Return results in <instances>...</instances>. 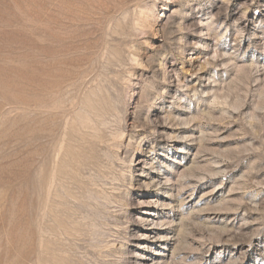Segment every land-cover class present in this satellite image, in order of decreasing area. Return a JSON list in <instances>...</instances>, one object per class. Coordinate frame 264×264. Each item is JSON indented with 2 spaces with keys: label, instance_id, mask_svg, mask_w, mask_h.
<instances>
[{
  "label": "rangeland",
  "instance_id": "374dc122",
  "mask_svg": "<svg viewBox=\"0 0 264 264\" xmlns=\"http://www.w3.org/2000/svg\"><path fill=\"white\" fill-rule=\"evenodd\" d=\"M0 264H264V0H0Z\"/></svg>",
  "mask_w": 264,
  "mask_h": 264
}]
</instances>
